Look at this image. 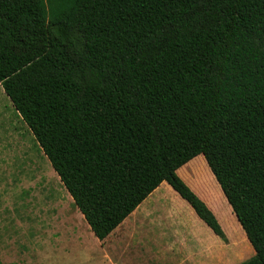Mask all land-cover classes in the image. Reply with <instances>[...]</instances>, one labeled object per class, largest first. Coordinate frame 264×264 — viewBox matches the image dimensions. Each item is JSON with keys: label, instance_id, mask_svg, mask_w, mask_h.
<instances>
[{"label": "trees", "instance_id": "trees-1", "mask_svg": "<svg viewBox=\"0 0 264 264\" xmlns=\"http://www.w3.org/2000/svg\"><path fill=\"white\" fill-rule=\"evenodd\" d=\"M0 84L99 240L163 182L225 240L203 155L264 264V0H0Z\"/></svg>", "mask_w": 264, "mask_h": 264}, {"label": "rangeland", "instance_id": "rangeland-1", "mask_svg": "<svg viewBox=\"0 0 264 264\" xmlns=\"http://www.w3.org/2000/svg\"><path fill=\"white\" fill-rule=\"evenodd\" d=\"M4 145L9 146V163L0 164V264H210L209 258L191 257L190 252L158 258L152 251L130 249L118 235L99 240L0 84V148ZM193 162L206 165L209 183L204 175L196 183L193 165L178 174L198 190L226 236H217L212 264L249 259L255 250L204 156Z\"/></svg>", "mask_w": 264, "mask_h": 264}, {"label": "crops", "instance_id": "crops-1", "mask_svg": "<svg viewBox=\"0 0 264 264\" xmlns=\"http://www.w3.org/2000/svg\"><path fill=\"white\" fill-rule=\"evenodd\" d=\"M8 147L0 148L1 166L9 163L5 150ZM111 235L121 236L130 249L152 251L162 259L170 258L171 252H190L191 257L209 258L212 264L216 256L217 235L167 182L155 189Z\"/></svg>", "mask_w": 264, "mask_h": 264}]
</instances>
